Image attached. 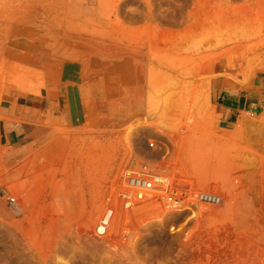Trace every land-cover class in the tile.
Masks as SVG:
<instances>
[{
    "label": "rangeland",
    "instance_id": "1",
    "mask_svg": "<svg viewBox=\"0 0 264 264\" xmlns=\"http://www.w3.org/2000/svg\"><path fill=\"white\" fill-rule=\"evenodd\" d=\"M42 2L47 10L34 13L39 28L27 33L19 23L10 41L24 34L62 39L67 28L69 39H106L140 50L146 82L153 71L156 86L144 82L150 102L144 95L135 122L115 125L123 117L112 118L110 97L123 85L102 74L101 100L87 101L83 127L63 130L49 152L38 149L13 167L0 153V264H264V110L244 112L224 129L211 102L212 90H250L263 74L264 0ZM20 40L31 44L0 61V100L14 91L41 96L58 82L57 49L43 53L44 39ZM144 165L172 177L189 199L210 191L222 202L176 212L160 200L125 211L122 175ZM109 207L116 216L100 235Z\"/></svg>",
    "mask_w": 264,
    "mask_h": 264
},
{
    "label": "crops",
    "instance_id": "2",
    "mask_svg": "<svg viewBox=\"0 0 264 264\" xmlns=\"http://www.w3.org/2000/svg\"><path fill=\"white\" fill-rule=\"evenodd\" d=\"M42 3V0L40 3L37 0H0V61L8 57L14 59L13 55L17 54L20 46L27 48L26 44H31L20 39H44L41 52L49 50V43L53 41L51 36L24 34L15 37L17 40L13 42L8 35L19 23L20 28L24 29L23 32L36 30L38 17L34 13L38 9L47 10ZM27 12L32 14L26 15ZM61 38L64 39L63 36ZM34 41L32 43L35 44ZM45 54L44 57L47 56ZM56 55V59L62 60V65L55 69V74L59 77L57 84H50L41 96L14 91L4 94L0 100V153L2 162L7 167H13L31 156H36L38 149L45 148L49 152L62 137L63 130L83 127L87 115V101L101 100V75L111 78L115 76L108 69L101 68L102 62L97 57L89 58L93 62H84V59L80 61L64 53ZM50 70L53 73V69ZM124 92L123 87L110 99L120 101L121 105L126 106ZM211 102L220 115L218 121L224 129L236 124L244 112L264 110V71L254 79V86L250 90L234 92L225 89L223 85L220 89L212 90ZM110 113L111 110L109 115ZM115 121V125L122 124L116 119Z\"/></svg>",
    "mask_w": 264,
    "mask_h": 264
},
{
    "label": "bare ground",
    "instance_id": "3",
    "mask_svg": "<svg viewBox=\"0 0 264 264\" xmlns=\"http://www.w3.org/2000/svg\"><path fill=\"white\" fill-rule=\"evenodd\" d=\"M222 4V3H221ZM94 23V22H93ZM67 24V23H66ZM93 26V25H92ZM80 28V27H79ZM73 29V28H72ZM81 29V28H80ZM220 29V28H219ZM71 30V29H70ZM68 28L65 31H60L63 34L64 38L67 39H53L52 43H49V49L52 50V48H54L56 51H58L57 53H60V51L64 50L66 52H64V54H67L68 56L74 58V59H78L80 61H91V59H89L90 57H97L98 59L101 60V68L102 69H108L109 72L111 71L113 74H118V79L113 76L112 78L110 77V81L111 82H116L118 80V82H120L123 87L125 88V92H124V97L126 100V106L123 107L120 103V101H115L113 102V105L111 106L113 108V110H117L116 114H114L112 116V118H116V116L118 117H123V121L122 124L127 123V121L129 122L130 119L135 118L136 116L139 117L138 115H140V113L142 112V110L145 108L144 104L146 105V103H144V95L146 94L144 92V88H145V84L144 82H146L147 76H146V70H144L145 65H144V61H145V56L141 53L140 50L138 49H128V48H120V47H116V46H112L111 44L106 43V39H104L105 41L100 42L98 39H69L72 36L73 31L71 32ZM76 30V29H75ZM74 30V31H75ZM84 30V28L82 29ZM93 30V29H92ZM98 30V29H96ZM86 31V29H85ZM84 31V33H85ZM101 31V30H100ZM99 31V32H100ZM88 32V30L86 31ZM90 32H92L90 30ZM98 32V33H99ZM83 31L82 34L84 35ZM107 33V32H105ZM88 35V33H87ZM104 35V36H103ZM222 35V34H221ZM91 36H93V34H91ZM90 36V37H91ZM96 37V34L94 35ZM93 36V37H94ZM103 38L106 36L105 34L101 35ZM100 36V37H101ZM109 36V34H107V37ZM92 37V38H93ZM94 37V38H95ZM99 37V35H98ZM97 37V38H98ZM101 37V40H103V38ZM105 37V38H107ZM109 38V37H108ZM111 38V37H110ZM100 39V38H99ZM111 41H113L112 39H110ZM110 41V42H111ZM115 41V40H114ZM116 41H119L118 39H116ZM115 41V42H116ZM121 41V40H120ZM119 41V42H120ZM46 42H48L46 40ZM45 42V43H46ZM114 42V43H115ZM116 42V43H119ZM221 42V41H219ZM218 42V43H219ZM238 42V41H237ZM227 44V43H226ZM123 45V43H122ZM130 45V44H129ZM215 45L217 46V44L215 43ZM221 48L222 46V42L218 44ZM237 45V44H236ZM131 46V45H130ZM208 45H205V47H207ZM204 47V48H205ZM231 47V46H230ZM151 48V47H150ZM191 48V47H190ZM207 49V48H206ZM223 49V48H222ZM151 50V49H150ZM216 51V50H215ZM209 52V51H208ZM221 52L219 55H224L225 54V50H221L219 51ZM56 53V52H55ZM54 53V54H55ZM56 53V54H57ZM62 53V52H61ZM156 53V52H155ZM180 53V52H179ZM211 53V52H210ZM209 53V54H210ZM216 53V52H213ZM148 54V53H147ZM154 54V53H153ZM152 54V55H153ZM159 55V54H158ZM161 55V54H160ZM169 55V54H168ZM208 55V54H207ZM206 52H205V57L207 56ZM213 55V54H212ZM217 55V54H215ZM156 56V54H155ZM164 55H162L163 57ZM201 56V55H200ZM238 56V55H237ZM85 57L87 60H85ZM147 57V56H146ZM152 57V56H151ZM161 57V56H160ZM167 56H164L163 58H165ZM173 58V56H171ZM170 57V58H171ZM175 57V56H174ZM181 58V56H179ZM192 57V56H191ZM202 57V56H201ZM239 57V56H238ZM37 59V57H35ZM186 58V57H184ZM200 58V57H199ZM190 59V58H189ZM192 59V58H191ZM203 59V58H202ZM208 59V58H207ZM236 59V58H235ZM154 60V59H153ZM166 60V59H164ZM163 60V61H164ZM62 61V60H61ZM79 61V62H80ZM172 61V60H171ZM170 61V62H171ZM187 61V60H185ZM228 61V60H227ZM236 61V60H235ZM34 62V61H33ZM39 62V61H37ZM36 62V63H37ZM93 62V61H91ZM165 62V61H164ZM173 62V61H172ZM184 62V61H183ZM27 63V62H26ZM60 63V62H59ZM167 63V62H166ZM187 63V62H186ZM40 64V63H39ZM168 64V63H167ZM62 65V63H61ZM93 65V64H92ZM170 65V64H169ZM151 66V65H150ZM154 67V66H152ZM168 67V66H167ZM190 67V66H189ZM229 67V66H228ZM82 68V67H81ZM80 68V69H81ZM158 68V67H156ZM175 68V67H173ZM177 69V68H176ZM27 70V69H26ZM149 70V69H148ZM194 69H192L193 71ZM61 71V70H60ZM182 71V70H181ZM180 71V72H181ZM196 71V70H195ZM219 71V72H218ZM27 72V71H26ZM104 72V71H103ZM153 71H151L150 73H152ZM169 72V71H168ZM218 74H221L220 69L217 70ZM148 75V83L147 86L150 88L153 87V74ZM154 73V72H153ZM178 73V72H177ZM26 74V73H24ZM156 74V73H155ZM179 74V73H178ZM195 74V73H194ZM217 74V75H218ZM92 75V74H91ZM159 75V74H158ZM184 75V74H183ZM216 75V74H215ZM222 75V74H221ZM224 75V74H223ZM82 76V75H81ZM80 76V77H81ZM173 76V75H172ZM228 76V75H227ZM25 77V76H24ZM160 77V76H159ZM27 79V78H26ZM82 79V78H81ZM164 79V76H163ZM184 81V80H183ZM207 81V80H206ZM68 82V81H67ZM111 82L109 84H111ZM155 82V81H154ZM174 82V81H173ZM182 82V81H181ZM180 82V83H181ZM192 82V81H191ZM160 83V82H159ZM91 84V83H90ZM195 84V83H194ZM204 84V83H203ZM202 84V85H203ZM119 85V84H118ZM121 86V85H120ZM156 86V85H155ZM162 86V85H161ZM158 87V86H157ZM209 87V86H208ZM25 88V87H24ZM178 88V87H177ZM181 89V88H180ZM147 90V89H146ZM152 90V89H151ZM176 90V89H175ZM149 91V90H148ZM153 91V90H152ZM152 91L150 92L149 95H151ZM154 91H156L154 89ZM183 91V90H182ZM200 91V90H199ZM161 93V92H160ZM182 93V92H181ZM194 93V92H193ZM156 94V93H155ZM183 94V93H182ZM146 96V95H145ZM156 96V95H155ZM184 96V95H183ZM165 97V96H163ZM171 97V96H170ZM176 97V96H175ZM147 98V96L145 97ZM152 98V97H151ZM149 101V98H147ZM112 100V99H111ZM155 100V99H154ZM110 101V100H109ZM152 101V100H151ZM196 101V100H195ZM150 102V101H149ZM156 103V100L154 101ZM161 102V101H160ZM196 103V102H195ZM149 104V103H148ZM169 104V103H168ZM167 104V105H168ZM188 104V103H187ZM84 105V104H83ZM152 105V104H151ZM155 105V104H154ZM163 105V104H162ZM171 105V104H170ZM149 107V105H147ZM153 106V105H152ZM171 107V106H170ZM188 107V106H187ZM111 108V109H112ZM185 108V107H183ZM174 109V108H173ZM180 109V108H179ZM157 110V108H156ZM149 111V110H148ZM146 111V112H148ZM188 111V110H187ZM91 112V111H90ZM154 112V111H153ZM163 112V111H162ZM114 113V112H113ZM143 113V112H142ZM150 113V112H149ZM147 114V113H146ZM142 115V114H141ZM187 115V114H186ZM87 116V115H86ZM182 116V115H181ZM117 117V118H118ZM89 118V117H88ZM111 118V117H110ZM144 118V116H143ZM174 118V117H173ZM139 119V118H138ZM98 120V119H97ZM134 120V119H133ZM136 120V118H135ZM134 120V122H135ZM140 120V119H139ZM171 120V119H170ZM89 121V120H88ZM91 121V120H90ZM142 121V120H140ZM144 121V120H143ZM146 121V120H145ZM184 122V121H183ZM88 123V122H87ZM120 123V122H119ZM131 123V122H130ZM140 123V122H139ZM177 123V122H176ZM182 123V122H180ZM138 124V123H137ZM136 124V125H137ZM186 124V123H185ZM131 125V124H130ZM143 125V124H142ZM138 126V125H137ZM141 126V125H139ZM171 126V125H170ZM188 126V125H187ZM128 128V126H126ZM134 127V126H133ZM136 127V126H135ZM152 127V126H151ZM185 127V126H184ZM144 131V130H143ZM172 178V177H171ZM173 179V178H172ZM174 181V180H173ZM175 182V181H174Z\"/></svg>",
    "mask_w": 264,
    "mask_h": 264
},
{
    "label": "built area",
    "instance_id": "4",
    "mask_svg": "<svg viewBox=\"0 0 264 264\" xmlns=\"http://www.w3.org/2000/svg\"><path fill=\"white\" fill-rule=\"evenodd\" d=\"M150 146H155V143L151 142ZM122 178L125 184L119 197L125 211L140 209L142 206L152 209L160 200L176 212L192 211L195 205H219L222 202L220 195L210 191H199L189 199L170 176L158 174L148 165L142 166L140 170L128 169ZM115 216V208L109 207L97 226V233L104 235ZM101 227L103 230H100Z\"/></svg>",
    "mask_w": 264,
    "mask_h": 264
}]
</instances>
